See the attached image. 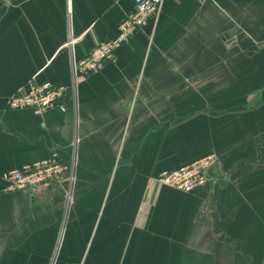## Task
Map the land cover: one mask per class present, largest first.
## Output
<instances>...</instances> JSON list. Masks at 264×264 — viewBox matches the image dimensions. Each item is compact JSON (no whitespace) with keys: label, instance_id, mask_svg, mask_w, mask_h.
Wrapping results in <instances>:
<instances>
[{"label":"crops","instance_id":"1","mask_svg":"<svg viewBox=\"0 0 264 264\" xmlns=\"http://www.w3.org/2000/svg\"><path fill=\"white\" fill-rule=\"evenodd\" d=\"M134 12L0 5V264H264V0H166L114 62L74 78ZM28 83L74 95L64 111L11 110ZM54 156L59 179L8 190L6 174ZM209 156L191 193L156 181Z\"/></svg>","mask_w":264,"mask_h":264},{"label":"built area","instance_id":"2","mask_svg":"<svg viewBox=\"0 0 264 264\" xmlns=\"http://www.w3.org/2000/svg\"><path fill=\"white\" fill-rule=\"evenodd\" d=\"M135 12L125 18L119 28V37L112 41L95 44L85 58L74 63L73 75L89 76L101 73L108 63L114 62L119 49L128 45L134 36L142 32L150 23L157 22L161 16L166 0H132ZM9 0H0V5ZM75 43L70 40L66 48ZM74 91L61 84L47 83L37 86L28 83L16 92L9 100V108L13 111L30 110L36 116H43L50 110H65V103ZM217 163L215 156H209L189 166L172 172H164L156 181L165 187H170L184 193H191L206 185L209 181L208 170ZM66 171L58 156L43 161L22 170H14L5 175L9 191L27 190L36 192L39 188L59 179Z\"/></svg>","mask_w":264,"mask_h":264}]
</instances>
